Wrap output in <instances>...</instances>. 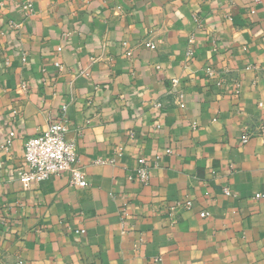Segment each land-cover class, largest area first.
<instances>
[{
	"label": "crops",
	"instance_id": "crops-1",
	"mask_svg": "<svg viewBox=\"0 0 264 264\" xmlns=\"http://www.w3.org/2000/svg\"><path fill=\"white\" fill-rule=\"evenodd\" d=\"M62 118L88 185L25 186ZM258 192L264 0H0V264H264Z\"/></svg>",
	"mask_w": 264,
	"mask_h": 264
},
{
	"label": "built area",
	"instance_id": "built-area-1",
	"mask_svg": "<svg viewBox=\"0 0 264 264\" xmlns=\"http://www.w3.org/2000/svg\"><path fill=\"white\" fill-rule=\"evenodd\" d=\"M259 3L261 0H253ZM26 8L31 9L32 4L28 2ZM147 46L155 48V45L148 42ZM193 55L192 50L187 53ZM26 60V56H23ZM59 65V63H56ZM208 74H213L212 68H207ZM179 83L177 78L172 79V86L176 87ZM241 87L240 81L233 83L235 93H239ZM180 105L183 106L180 97ZM68 126L64 118L51 121L45 130L41 133L30 137L24 145V166L18 171V178L25 185L29 186L32 183L42 182L53 175H60L64 172H69L70 184L75 187H86L88 180L85 171L80 165V159L77 153L76 142L67 138ZM15 137V132H10V138L7 145L11 144ZM250 139V134L244 132L241 135V142L246 143ZM166 152L171 153V149ZM99 162H105L99 159ZM137 180L143 184H147L149 180V163L144 157L138 158ZM130 179L133 177L130 176ZM226 194H230L228 189H225ZM255 198H264V192L255 194ZM207 212H203V216ZM15 264H24L23 260H18Z\"/></svg>",
	"mask_w": 264,
	"mask_h": 264
}]
</instances>
